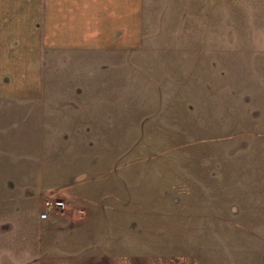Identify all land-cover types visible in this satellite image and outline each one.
Returning a JSON list of instances; mask_svg holds the SVG:
<instances>
[{"label": "rangeland", "instance_id": "rangeland-1", "mask_svg": "<svg viewBox=\"0 0 264 264\" xmlns=\"http://www.w3.org/2000/svg\"><path fill=\"white\" fill-rule=\"evenodd\" d=\"M138 14L135 47L91 50V112L110 110L91 125V175L71 180L91 189V264H195L201 243V264H264V0H140ZM4 134L0 264H39L31 189L51 178L14 158L55 146Z\"/></svg>", "mask_w": 264, "mask_h": 264}, {"label": "crops", "instance_id": "crops-1", "mask_svg": "<svg viewBox=\"0 0 264 264\" xmlns=\"http://www.w3.org/2000/svg\"><path fill=\"white\" fill-rule=\"evenodd\" d=\"M139 6L140 0H0V98L23 102L0 105V112L15 114L0 127V144L9 142L7 134L1 136L8 130L29 145L44 140L53 144L51 153L35 150L14 159L31 174L39 172L35 162L40 161V171L51 178H40L38 183L45 186L31 189L42 211L41 197L60 186L61 191L67 188L61 195L64 201H79L66 211L50 212L46 219L33 218L41 233L39 264H91V189L81 191L71 181L85 175L83 171L91 175V125L107 127L105 114L110 110L99 102L108 108L100 123L91 112V95H104L91 91V50L135 47L140 40L138 27L134 29ZM64 144L77 148L65 153L60 147ZM5 170L13 169L0 167V176ZM201 245L207 248L200 244L198 264ZM117 255H110L109 264H127Z\"/></svg>", "mask_w": 264, "mask_h": 264}, {"label": "built area", "instance_id": "built-area-1", "mask_svg": "<svg viewBox=\"0 0 264 264\" xmlns=\"http://www.w3.org/2000/svg\"><path fill=\"white\" fill-rule=\"evenodd\" d=\"M44 210L39 213V218L40 219H46L50 212L53 211H60L65 208V202L60 199H52L50 197H45L43 202Z\"/></svg>", "mask_w": 264, "mask_h": 264}]
</instances>
